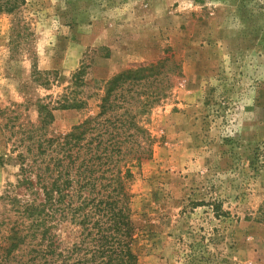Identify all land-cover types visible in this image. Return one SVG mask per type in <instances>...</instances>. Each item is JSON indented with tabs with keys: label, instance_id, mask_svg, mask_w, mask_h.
I'll list each match as a JSON object with an SVG mask.
<instances>
[{
	"label": "rangeland",
	"instance_id": "rangeland-1",
	"mask_svg": "<svg viewBox=\"0 0 264 264\" xmlns=\"http://www.w3.org/2000/svg\"><path fill=\"white\" fill-rule=\"evenodd\" d=\"M141 66L110 98L131 136L121 167L138 264H264V0H26L0 13V197L20 180L23 130L64 137Z\"/></svg>",
	"mask_w": 264,
	"mask_h": 264
},
{
	"label": "trees",
	"instance_id": "trees-1",
	"mask_svg": "<svg viewBox=\"0 0 264 264\" xmlns=\"http://www.w3.org/2000/svg\"><path fill=\"white\" fill-rule=\"evenodd\" d=\"M25 1L0 0V13L16 15ZM19 23L15 19L13 31ZM151 69L141 66L109 81L99 115L64 137L36 141L33 130H23L20 180L0 197L7 208L0 221V264H138L126 182L132 174L121 167L131 136L121 138L126 122L111 116L110 98ZM39 118L42 128L53 115L44 106Z\"/></svg>",
	"mask_w": 264,
	"mask_h": 264
}]
</instances>
